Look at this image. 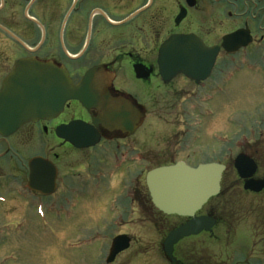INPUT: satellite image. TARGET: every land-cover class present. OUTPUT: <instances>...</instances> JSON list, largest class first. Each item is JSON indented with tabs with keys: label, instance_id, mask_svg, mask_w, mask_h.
Returning <instances> with one entry per match:
<instances>
[{
	"label": "flooded vegetation",
	"instance_id": "flooded-vegetation-1",
	"mask_svg": "<svg viewBox=\"0 0 264 264\" xmlns=\"http://www.w3.org/2000/svg\"><path fill=\"white\" fill-rule=\"evenodd\" d=\"M239 30L251 43L235 53L222 48L207 80L197 82L182 73L163 78L159 50L169 36L195 34L208 46H220L225 35ZM250 52L260 59H249ZM236 55L240 60L232 59ZM232 67L240 68V86L264 81V0H0V264H34L35 224L53 218L66 227L69 213L95 194L108 195L119 224H124L117 214L122 210L128 216L138 210L137 216L149 206L157 209L147 185L150 169L144 155L153 85L167 94L168 87L182 84L178 79L191 83L190 93L183 85L177 89L185 94L179 114L190 120L198 116V125L205 127L227 101ZM92 69L94 83L106 84L113 97L138 108L142 116L136 128L120 119L108 126L95 123L100 120L98 110L78 100L58 114L20 124V116H15L21 113L20 99L32 97L20 91L22 84L35 79L52 83L54 73L79 84ZM130 81L140 90L132 92ZM73 122L79 127L69 132L66 127ZM62 130L83 141L96 134L99 141L78 147L61 136ZM225 138L220 137L222 143ZM104 147L111 149L106 176L107 158L98 152ZM225 155L223 149L221 157ZM71 161H76L74 167ZM210 203L200 214L217 216L211 206L207 211ZM176 218L175 225L189 220ZM176 264L183 263L178 258Z\"/></svg>",
	"mask_w": 264,
	"mask_h": 264
},
{
	"label": "rangeland",
	"instance_id": "rangeland-1",
	"mask_svg": "<svg viewBox=\"0 0 264 264\" xmlns=\"http://www.w3.org/2000/svg\"><path fill=\"white\" fill-rule=\"evenodd\" d=\"M251 25L255 30L254 21ZM250 54L249 59H260L253 52ZM232 59L240 60V55ZM229 75L227 101L221 104L216 116L205 127L198 125V116L190 120L191 116L179 114L185 94L177 89L183 85L190 93L193 89L191 83L178 79L182 84L168 87L167 94L166 89L154 84L149 94L152 103L149 104V143L144 151L149 169L169 161L184 160L198 165L215 158L228 165L223 194L212 200L207 208L209 211L211 206L210 209L216 212L219 225L211 234L185 238L176 246V257L186 263L264 264V191H245L234 167L236 156L245 152L259 163L257 177H264V81L240 86V68H230ZM129 88L132 92L140 90L134 81H130ZM165 97L168 103L164 104ZM222 135L226 137L224 143L220 139ZM202 136L206 138L201 139ZM223 149L227 150V155L221 157ZM40 151L37 148V152ZM98 152L107 158L103 170L106 176L108 170L105 172V169L111 165V149L99 148ZM72 162L69 165L74 167L76 161L71 165ZM110 179L105 178L106 183ZM85 200V205L82 203L77 212L69 213L68 222L64 224L66 227L53 218L47 224H35L31 235L34 264H110L107 258L112 241L124 233L131 237V246L112 264H172L163 242L177 221L175 216H162L149 206L137 216L135 212L138 210H133L129 216L123 210L117 212L119 220L124 223L119 224L120 221L115 223L116 214L109 205L108 195L95 194ZM123 218L132 219V222Z\"/></svg>",
	"mask_w": 264,
	"mask_h": 264
},
{
	"label": "water",
	"instance_id": "water-1",
	"mask_svg": "<svg viewBox=\"0 0 264 264\" xmlns=\"http://www.w3.org/2000/svg\"><path fill=\"white\" fill-rule=\"evenodd\" d=\"M240 31L224 37L223 46L229 51H234L240 46ZM247 42L249 39H247ZM244 42V44H248ZM240 43V44H239ZM236 44L235 48H231ZM234 46V45H233ZM217 50L205 46L200 38L194 34H175L170 36L162 44L159 53L160 72L165 79H170L178 73H183L194 80H204L210 76ZM95 70H90L85 79L78 85L67 81L64 75L54 73L52 83H43L34 80L31 83L21 85V92L32 95L31 98H21L20 124L28 120H39L58 114L64 104L73 99L81 101L87 108H97L101 121L106 126L120 119L136 128L141 113L131 102L115 98L102 84L93 83ZM49 90L51 93L46 95ZM78 122L69 124L66 129L69 132L76 131ZM18 122L16 121V125ZM61 136L71 141L78 147L91 146L99 141L98 135H93L89 141H83L80 136L66 135L65 130ZM234 165L239 175L246 180L244 188L253 192L264 190V178H254L258 165L247 154H239L235 158ZM227 166L218 162L200 164L192 167L184 162L167 165L151 170L147 175L148 187L155 206L165 214L178 215L190 218L184 224L172 229L163 242V248L167 256L176 262L174 256L175 245L182 239L198 235L204 231L210 232L217 224L214 217L208 215L197 216L204 204L221 191L223 173ZM130 247V237L121 234L114 238L107 262H113L117 255Z\"/></svg>",
	"mask_w": 264,
	"mask_h": 264
},
{
	"label": "trees",
	"instance_id": "trees-1",
	"mask_svg": "<svg viewBox=\"0 0 264 264\" xmlns=\"http://www.w3.org/2000/svg\"><path fill=\"white\" fill-rule=\"evenodd\" d=\"M181 262L183 263V264H192V262L190 263H186L184 260H181Z\"/></svg>",
	"mask_w": 264,
	"mask_h": 264
}]
</instances>
